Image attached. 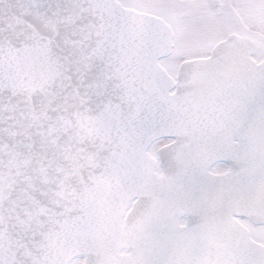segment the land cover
<instances>
[{
	"label": "snow or ice",
	"instance_id": "6c2138e0",
	"mask_svg": "<svg viewBox=\"0 0 264 264\" xmlns=\"http://www.w3.org/2000/svg\"><path fill=\"white\" fill-rule=\"evenodd\" d=\"M0 264H264V0H0Z\"/></svg>",
	"mask_w": 264,
	"mask_h": 264
}]
</instances>
